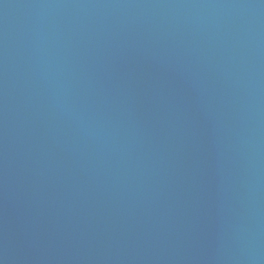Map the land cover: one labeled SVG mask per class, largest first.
Segmentation results:
<instances>
[{
  "label": "water",
  "instance_id": "obj_1",
  "mask_svg": "<svg viewBox=\"0 0 264 264\" xmlns=\"http://www.w3.org/2000/svg\"><path fill=\"white\" fill-rule=\"evenodd\" d=\"M0 264H264V0H0Z\"/></svg>",
  "mask_w": 264,
  "mask_h": 264
}]
</instances>
